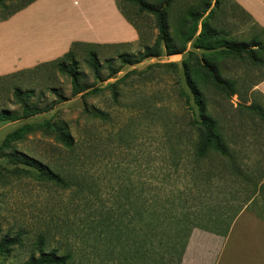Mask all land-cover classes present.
<instances>
[{"label":"rangeland","instance_id":"1","mask_svg":"<svg viewBox=\"0 0 264 264\" xmlns=\"http://www.w3.org/2000/svg\"><path fill=\"white\" fill-rule=\"evenodd\" d=\"M25 1L7 3L12 8ZM197 1L174 0L169 20L177 24ZM121 6L140 39L75 46L80 92L72 90L68 59L0 74V112L9 116L0 121V242L7 239L0 264H29L39 250L70 254L64 264H180L183 242L186 247L195 234L203 239L211 231L205 227L219 225L213 221L220 214L228 219L250 202L254 181L264 176V97L255 91L264 62L190 41L180 54L163 48L157 57L122 63L120 54L134 60L143 46L153 45L158 28L154 15L136 4L122 0ZM7 12L0 6V26L11 18L3 20ZM211 23L236 42H264V33L233 0H221ZM91 51L99 78L89 64ZM209 65L235 84L230 96L204 87L229 157L210 152L196 159L183 68ZM15 88L32 91L25 103ZM252 102L261 112L249 107ZM15 130L20 137L13 139ZM61 130L72 135V149L56 138ZM26 157L70 184L44 179Z\"/></svg>","mask_w":264,"mask_h":264},{"label":"crops","instance_id":"2","mask_svg":"<svg viewBox=\"0 0 264 264\" xmlns=\"http://www.w3.org/2000/svg\"><path fill=\"white\" fill-rule=\"evenodd\" d=\"M264 32V0H233ZM137 30L115 0H34L0 26V74L63 55L73 42L130 43ZM264 97V77L255 85ZM225 234L190 237L180 264H264V176Z\"/></svg>","mask_w":264,"mask_h":264},{"label":"trees","instance_id":"3","mask_svg":"<svg viewBox=\"0 0 264 264\" xmlns=\"http://www.w3.org/2000/svg\"><path fill=\"white\" fill-rule=\"evenodd\" d=\"M7 1L9 0H0V6L4 9H8L7 14L3 16V20L12 16L15 12L24 8L34 0H27L20 5L13 6L12 8L9 7ZM121 1L122 0H115L118 10L138 31L136 24L128 18L122 9ZM129 1L136 4L140 12H146L154 15L158 28V36L153 45L143 46L142 52H140V54H138L134 60H132L133 58H131L128 54H120L119 57L122 63L132 64L137 63L147 57H157L160 55V51H162L163 48L167 55L180 54L184 52L186 44L190 41H192L194 47H207L209 49L214 46L222 47L228 52H232L240 56L245 53V55L251 60L259 59L260 61L264 62V55L260 53L261 56L259 57L258 52L256 51L257 49L260 52L264 51L263 41L253 39V46H250V44H248L246 41L236 42V40L232 38H226L225 34L222 33V29L216 28L214 25H212L211 19L213 18L214 12L219 8L221 0H198L196 3L188 5L185 15L178 19L177 24L169 20V9L171 8L174 0H157L155 2H149L147 0ZM201 18H204V20L201 23L199 32L196 34L198 24L197 22ZM208 19L209 23L207 22ZM189 22H192L193 24V27L190 29L187 28V24ZM88 44L89 43L85 42H73L71 47L62 55V57L56 58L50 62L63 64L66 59L69 60V64L71 66H68L66 70L70 75L72 90L74 93L81 91L77 88L78 72L76 71V67L73 66L74 48L78 45ZM159 45L161 46V50L158 48ZM89 55L90 67L93 69V73L96 75V78H99L98 71L100 64L96 52L91 51ZM183 71L185 79V83L182 85V92L185 95L184 104H186V107L191 111L187 124L195 134L193 145L194 157L196 159H202L208 157L210 152H214L216 155L221 157H229V149L223 140L220 129L217 127L216 120L209 113L208 99L204 93V87L212 86L214 89H217L223 93L225 92L228 96H230L231 94L236 93L234 80L223 79L214 65H209V69L205 68L204 66H184ZM114 72L116 71H111V73ZM30 93H32V91H21L19 88H15L13 91L14 95L20 97V101L22 103L26 102V97L30 96ZM22 94H26V96H22ZM249 107L254 108L257 112H261V107L257 106L254 102L250 103ZM22 110L24 113H27V115L33 114L31 110H28V108L24 106ZM8 117L9 116L6 112H0V121ZM9 137H12L13 139L19 138L20 132L15 130L9 134ZM56 138L61 141L62 144L68 149L73 148L74 139L69 132L61 130V132L56 135ZM25 161L35 166L39 170V175L44 177V179L54 183H62L64 185L70 184V179H64V177H62L56 170L39 163L35 159L26 157ZM197 168L198 166H196V171ZM233 170L236 171V167H233ZM220 216L219 218H215L213 221L215 224L219 225L205 228L216 233L225 234L232 219L235 216V213L231 214L228 219H223V217L220 218ZM186 236H188V233ZM185 241L181 245V250L178 254V262H180L181 254L185 247ZM5 245H7V239L3 238L2 242H0V251L3 250ZM38 254V258H30L29 264H64L65 261L71 257V255L68 253L57 255L54 250L49 252L39 250Z\"/></svg>","mask_w":264,"mask_h":264}]
</instances>
